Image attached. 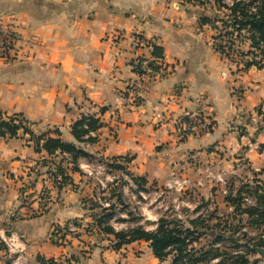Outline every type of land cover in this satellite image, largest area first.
Segmentation results:
<instances>
[{
	"label": "crops",
	"instance_id": "crops-1",
	"mask_svg": "<svg viewBox=\"0 0 264 264\" xmlns=\"http://www.w3.org/2000/svg\"><path fill=\"white\" fill-rule=\"evenodd\" d=\"M201 14L191 15L179 0H0V22L18 34L13 58L0 59V109L22 114L37 135L73 142L106 160L124 158L145 188L185 176L193 161L218 157L221 148L238 150L247 132L258 128L254 113L264 102V66L240 70L241 62L223 58L211 30L197 21ZM135 36L152 45L137 48ZM154 46L162 49L160 57ZM149 57L161 59L168 70L141 93L131 83L137 62ZM192 113L210 129L183 134L180 122ZM83 115L100 120L88 147L71 133ZM241 127L245 132L239 134ZM59 156L68 158L64 169L71 179L60 189L47 175L50 160ZM69 158L37 150L21 130L0 137V264L72 255L80 264H169L143 240L114 249L112 235L93 226L85 232L92 218L84 200L94 188L82 168L87 158L79 160L81 172ZM43 187L54 203L38 213ZM74 220L80 227L62 244L55 242V228L68 230ZM148 221L146 228L154 229L156 221ZM9 236L15 251L4 244Z\"/></svg>",
	"mask_w": 264,
	"mask_h": 264
},
{
	"label": "trees",
	"instance_id": "trees-1",
	"mask_svg": "<svg viewBox=\"0 0 264 264\" xmlns=\"http://www.w3.org/2000/svg\"><path fill=\"white\" fill-rule=\"evenodd\" d=\"M184 6H208L216 5L224 8L226 18L224 24L239 33L248 34L250 46L264 47V0H180ZM214 3V4H213ZM202 23L208 21L207 17L200 20ZM217 51H221V44H215ZM153 54L162 55V49L154 46ZM251 64H246L249 67ZM33 123L29 122L22 114H7L0 109V137H15L21 130L28 133L34 140L37 150L44 149L47 154H67L74 171H80L79 160L81 157L92 158L93 154L86 152L73 142L63 141L59 137L47 136V133L35 134L31 129ZM100 127L99 118L93 115H83L71 127L74 138L81 143L93 144L96 137L93 132ZM210 129V126H209ZM42 141V142H41ZM124 158H112L100 160L112 172H126L137 186L136 193L145 191L144 180L135 177L124 165ZM54 169L62 175V184L58 189L70 183V176L60 165ZM51 174V173H50ZM126 183L118 178L106 184V187L97 191L94 188L91 197L85 198L84 206L92 218L91 224L84 226L85 232L96 227L99 232L112 235L111 247L119 249L121 246L143 240L148 242L153 255L160 261L170 259L169 264H250V255L259 253L258 248L264 249V233L260 236H251L243 228L264 231V184H243L237 189H229L223 196V201L230 208L227 213H220L218 205L212 210L207 209V204H200L194 211L204 208V213L194 217H169L160 215L156 220V226L150 230L146 228L150 222L142 217L133 216L130 205L124 201L122 187ZM108 203L102 206L97 197ZM246 196L252 197L253 202L247 203ZM140 198V196H138ZM125 213L127 218L120 215ZM112 220L127 222L125 228L116 229ZM73 225L79 226L74 220ZM80 227V226H79ZM70 233L66 228L60 230L55 228L54 235L60 234V240L55 242L62 244L65 235ZM256 239V240H255ZM11 264V260L7 261ZM35 264H80V258L72 255L63 258H45L38 256Z\"/></svg>",
	"mask_w": 264,
	"mask_h": 264
},
{
	"label": "rangeland",
	"instance_id": "rangeland-1",
	"mask_svg": "<svg viewBox=\"0 0 264 264\" xmlns=\"http://www.w3.org/2000/svg\"><path fill=\"white\" fill-rule=\"evenodd\" d=\"M229 2L230 0H226ZM180 2V0H179ZM214 4V3H213ZM181 6H184L181 4ZM191 15L199 11L208 21L202 23L207 30H211L214 42L219 44H227L230 47V55L228 60L241 62V69L245 70L246 64L254 65L256 68L264 66V47L259 48L250 46L248 34L244 31L238 35L231 27L223 23L226 18V10L217 7L216 5L208 6H191L186 5ZM199 19V20H198ZM199 22L202 18H198ZM256 120L259 124L254 131H248L251 135L247 136L245 143L240 145L236 151L229 152L223 148L219 149L218 157L207 159L198 162L193 161L190 166V171L178 179H186V184L182 186H175L172 184L165 185H150L146 190H142V195L139 198L136 193V187H129L124 183L123 197L133 212V216H140L144 220L156 221L160 215H167L169 217H194L200 213H206L204 208L199 209L197 212L194 209L200 204L208 203L207 209L212 210L215 205H218L220 213H227L230 208L223 201V196L229 189L235 190L243 184L254 185L256 183L264 184V102H261L255 109ZM256 121H254L255 123ZM245 127H241V131L245 132ZM261 140L263 142H261ZM61 160V161H60ZM51 165H47V175L50 178L52 169L57 164H62L61 167L65 168L68 158L57 157L50 160ZM81 161L88 163L87 160ZM93 163L91 167L93 169ZM120 174V172H114ZM174 177V176H173ZM177 178V177H175ZM87 180V179H86ZM201 180V181H199ZM93 188L97 186V181L91 179ZM201 182V183H199ZM56 188V186H54ZM44 194L53 195L50 189L43 187L38 196V205L40 199ZM54 198V197H53ZM247 203L253 202V198L246 196ZM29 202V201H26ZM30 203H28V206ZM123 218H127L125 213ZM126 226L118 221L117 226ZM153 228L154 226H148ZM248 231L251 236L258 237L264 233L263 228L260 230L243 228V231ZM256 240V239H255ZM250 264H264V254L256 253L250 255Z\"/></svg>",
	"mask_w": 264,
	"mask_h": 264
},
{
	"label": "built area",
	"instance_id": "built-area-1",
	"mask_svg": "<svg viewBox=\"0 0 264 264\" xmlns=\"http://www.w3.org/2000/svg\"><path fill=\"white\" fill-rule=\"evenodd\" d=\"M18 41V34L7 24L0 22V59L4 61H10L15 53V49L17 46ZM134 45L137 48H145L150 47L152 44L149 40L135 36L133 39ZM219 52V51H218ZM221 56L228 60L230 55V47L227 44H221V51L219 52ZM168 70L167 65L159 58L149 57V58H142L137 62V79L131 83V86L138 90L141 93H145L150 88L152 82L157 78L163 76ZM210 124L205 122V120L197 113L188 114L184 117V119L180 122V130L183 134H198L204 131L209 130ZM89 143H84L85 147H88ZM101 157L94 156L92 158H87L88 163H86L82 168L85 170V174L91 178L92 180L95 179L97 182L96 189L99 191L106 187V184L112 182L119 177L122 178L125 182L128 181V186L136 187V184L130 178V175L126 172H120V174H115L112 171H109L106 165L100 160ZM93 163V169L91 167V162ZM51 182L54 186L62 184V175L57 172L54 168L50 174ZM187 180L178 179L172 177L167 184H172L175 186H182L186 184ZM127 184V182L125 183ZM124 187V185H123ZM122 187V190H123ZM142 195V190L138 192L137 196ZM141 197V196H140ZM98 202L102 206H107L108 203L102 200L99 195L97 197ZM54 203V198L50 194H44L40 199V203L37 207L38 213H44L48 210ZM124 213L120 216L123 217ZM126 215V214H125ZM117 221L112 220V224L116 229L125 228L126 226H117ZM76 226L71 224L68 227V231L75 230ZM55 239L58 241L60 240V234L55 235ZM4 244L10 251H15L17 248L15 246V238L13 236H9L3 238ZM11 264H16L13 259L11 260ZM21 264V263H20Z\"/></svg>",
	"mask_w": 264,
	"mask_h": 264
},
{
	"label": "water",
	"instance_id": "water-1",
	"mask_svg": "<svg viewBox=\"0 0 264 264\" xmlns=\"http://www.w3.org/2000/svg\"><path fill=\"white\" fill-rule=\"evenodd\" d=\"M258 251H259L261 254H264V249H262V248H258Z\"/></svg>",
	"mask_w": 264,
	"mask_h": 264
}]
</instances>
